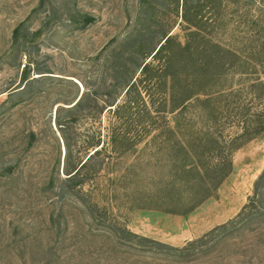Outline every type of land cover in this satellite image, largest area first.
Returning <instances> with one entry per match:
<instances>
[{
  "label": "rangeland",
  "instance_id": "1",
  "mask_svg": "<svg viewBox=\"0 0 264 264\" xmlns=\"http://www.w3.org/2000/svg\"><path fill=\"white\" fill-rule=\"evenodd\" d=\"M220 1L201 9V34L263 58L264 0ZM182 14L183 0H0V264H132L113 252L110 220L180 246L249 201L264 169V131L231 153V172L191 211H167L154 197L186 129L207 126L196 107L167 112L165 86L136 68L164 34L185 42ZM261 70L229 72L227 84L240 88ZM236 98L264 110V99ZM233 116L220 118L216 135L239 129ZM253 226L241 264H264V215Z\"/></svg>",
  "mask_w": 264,
  "mask_h": 264
},
{
  "label": "trees",
  "instance_id": "2",
  "mask_svg": "<svg viewBox=\"0 0 264 264\" xmlns=\"http://www.w3.org/2000/svg\"><path fill=\"white\" fill-rule=\"evenodd\" d=\"M218 1L183 0L182 19L188 25L185 42L181 43L171 35L164 34L163 42L149 53V60L145 61L144 58L136 67L142 76L153 80L154 85L165 86L167 112L177 109L181 112L185 108L196 107L197 115L207 125L204 130H195L189 126L186 129L188 134L177 142L178 149L169 155L171 167L168 179L158 186L154 197L172 205L167 208L170 212L185 214L212 196L232 170L231 153L264 131V110L251 111L247 103L237 102L236 98L239 92L244 91L250 99L263 101L264 46L263 58L249 60L201 34V27L204 28L207 23L201 17V9L214 8ZM92 19L91 16L85 17L87 23ZM154 59L161 61L156 69L151 62ZM122 65L125 66V63L122 62ZM255 66L262 70L254 71L257 74L254 80L240 88L227 84L229 72L247 75L253 73L248 70L255 69ZM134 85L133 82L129 87ZM72 107L80 108V100ZM232 116L234 120L230 121L237 120L235 126L240 125L239 129L227 138L221 134V137L216 135L213 127L219 123L220 118L229 119ZM167 128L170 131L172 129L170 126ZM102 147H95L79 167L67 170L65 180L71 181L77 177L80 169L95 154H99ZM262 215L264 169L254 182L249 201L234 218L180 246L138 234L113 220L109 221L107 227L113 231L118 246V250L113 252L123 259L132 258V264H231L233 256L241 264L239 258L245 255L244 238L247 232L257 229L253 223Z\"/></svg>",
  "mask_w": 264,
  "mask_h": 264
}]
</instances>
